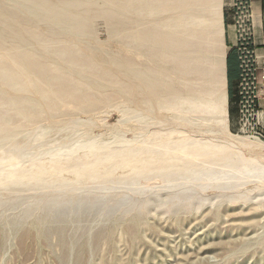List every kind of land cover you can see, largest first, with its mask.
I'll return each instance as SVG.
<instances>
[{
	"label": "rangeland",
	"instance_id": "rangeland-1",
	"mask_svg": "<svg viewBox=\"0 0 264 264\" xmlns=\"http://www.w3.org/2000/svg\"><path fill=\"white\" fill-rule=\"evenodd\" d=\"M179 1L191 7L194 2ZM220 1L227 51L225 10L232 18V1ZM130 3L0 0V73L6 76L0 83V120L6 126L0 130V173L50 167L56 172L81 159L98 160L103 167L127 150L140 147L145 154L161 137L179 135L182 143L188 138L210 141L228 145L227 151L243 152L250 160L257 156L227 141L232 133L264 142V133L254 123L239 121L238 110L237 123H230L228 95L227 128L221 126L216 109L195 107L202 99L215 105L222 89L209 84L205 67L193 59L198 44L204 46L205 41L197 37L193 19L187 18V28L179 33L188 46L176 47L178 55L190 54L193 62L178 80L176 100L164 106L148 102L145 85L140 77L128 75L126 60L132 59L141 77L147 67L159 64L147 56L142 34L169 15L154 10L136 15L129 24ZM180 11L170 15L182 17ZM66 13L83 25L76 22L72 28ZM131 32H138L137 44L130 43ZM70 47L78 51L74 60L81 70L63 64L62 54ZM15 59L22 65L21 73L14 69ZM43 68L50 70L47 75L40 74ZM84 81L91 83L89 88ZM57 86L68 95L45 108L38 87L53 90ZM5 92L21 97L18 109L30 118L21 117L17 106L8 104ZM94 143L99 148L97 156L91 148L81 152L84 144ZM260 161L264 163V157ZM227 169L212 166L200 179L184 171L169 177L164 172L126 177L84 169L78 173L79 180H56L48 186L33 181L9 186L2 181L0 264H264L263 169L249 172L245 165L234 173ZM135 219L137 225L130 230Z\"/></svg>",
	"mask_w": 264,
	"mask_h": 264
},
{
	"label": "bare ground",
	"instance_id": "bare-ground-1",
	"mask_svg": "<svg viewBox=\"0 0 264 264\" xmlns=\"http://www.w3.org/2000/svg\"><path fill=\"white\" fill-rule=\"evenodd\" d=\"M24 1L28 2L29 0H24ZM194 2L192 4L193 6L191 7L189 2H180L179 0H131L130 8L128 10L129 24L134 23L136 15H141L144 13L152 14L154 10L155 11L157 10L160 13H168L169 16L163 20L160 19L161 21L157 23L152 21L154 22V24L151 27L147 28L144 34H142L144 38L147 40L146 42V45L148 48L147 56H150L152 60L159 62V64L154 66L153 68L147 67L148 69H145L142 72L144 74L141 77V74H139V71H137L135 66L133 65L132 59L127 58L126 65H127L128 75L132 76L133 78L134 77L141 78L143 85H145L144 90L146 92V95L148 96V100H149L148 102L151 101L150 103L154 102L158 105L164 106L166 102H170L171 100L175 99L177 92L179 91L181 87L178 80L188 73L193 63L191 57H189L192 55L190 54L189 55H184V54L178 55L177 53L176 47L180 45L183 47L184 45L188 46L186 41L181 37L179 33L181 31L180 29L184 28V25L187 24L188 22L187 18L193 19L194 25L198 26L197 37L205 39L204 46L203 44L201 45L200 43L198 44L197 46L198 52L195 53L196 56L193 59L198 61V65H200V67H205L204 74L205 76L209 77L210 79L209 84L213 86L216 85L222 89V92L220 95L221 97L220 99L218 98V100L215 102V105H212L210 102H206L202 99V101L195 104V107L197 109H203V110L216 109L218 113L217 115H219V122L221 126L223 128H227L228 109H227V93H226V83H225L226 50H225V44L222 38L223 27H222V21L220 19V13H219L221 1L220 0H194ZM194 5H196V7ZM41 7H43V5H41ZM39 9L40 8H38V10ZM173 10H181L180 14L182 17H180V15H178V17H176L175 15L171 16L170 14H172L171 12H173ZM206 14L207 16L209 15V17L202 19L204 17V16L202 17V15H206ZM81 15L83 14L81 13ZM160 15L163 16V14H160ZM66 17H68L67 18L68 23L72 24L71 26L72 28L77 27L76 22H78L81 26L83 25L81 20L76 17H73L67 13H66ZM176 29L179 32H177ZM137 33L138 32H135V33L131 32L129 34L130 43L132 41L137 44V41H139V38H140V36H138ZM68 35L71 36L73 34L68 33ZM136 44L135 46H137ZM77 52L78 51L74 50L73 47H70L69 49H65L62 54V57L65 62V63L63 62V64L68 67L71 66V67H75L77 70H81L82 66L80 65V63L77 62V60H74V57H76ZM129 52L131 53V51ZM138 52L140 53V51ZM14 69L15 71H18L20 73H21V70L23 71L22 65L18 62L17 59H15V62H14ZM41 70L42 71H40V74L42 75H47L48 72L50 71L49 69H45V68ZM77 72H80V71H77ZM2 75L0 73V83L1 81L6 79V76L4 75L2 76ZM17 79H19V77ZM83 84L85 88L87 87L89 88L90 87L89 85H91V83H88L85 81ZM95 84H102V82L95 81ZM0 87H2L1 84H0ZM38 88H39L41 103H43V106L48 109L52 106L55 100L60 101V99L68 95L66 89L62 88L61 86H57L53 90L50 88L49 90H43L41 87H38ZM8 89H12V87H9ZM4 91H6V89H4ZM205 93L206 91L204 90L201 91L200 93L201 97L205 95ZM4 94L5 96H7L6 99H7L8 104L11 105L12 107L17 106V109H18V106L21 103V97H19V95H9L6 92ZM186 101L188 100L186 99ZM38 109H40V107ZM110 109L112 108L110 107ZM19 112H21L20 113L21 117L30 118L29 114L25 113V111L20 109ZM5 128L6 126L0 120V130H3ZM229 135L231 137H229V139L227 140L228 142L237 144L239 149H246L247 151L251 150V151H254V154L256 152L257 154V156H255L256 158L254 157L250 160L248 156H246L245 154H242L243 152L239 153L240 151L238 152L227 151L228 145L227 146L218 145L210 141L201 142L199 140L189 139V138L184 143H182L181 141L183 139L182 137H180L182 135L176 136L177 138H174V139H172L170 136H164V137H161L160 142L157 143V145L154 146V148L152 147L150 149H145L146 155L143 154L142 148L137 147V148H133L132 150H129V151L127 150L123 152V154L120 157L116 158L115 160L109 161L108 165H105L103 167L98 164L99 163L98 160L86 162V160L81 159V160L73 162L71 165H67V167H64V168L62 167L60 169L57 168L58 171L56 172H52L50 170L51 167L50 169L44 168L40 170L28 169V171L24 170L16 174L12 172H6L2 174L1 172L0 182L7 181L9 186H17L20 184L23 185L25 183H28L29 181H33L34 183H38V184L41 183L42 185L48 186L50 182L51 183L52 182L54 183V181L57 182L56 180H66V179L79 180L81 179V177H78V173L84 169L87 171L92 170L94 171L95 174H100V175L120 173L122 174V176H126V177L129 175H135V174L147 175V174L158 173V172H164V175L169 177L179 171H184V172H190L191 175L194 174L195 178H198L201 175L209 172V168L212 166H218V165L228 166L229 169L227 170H230V172L231 171L236 172L235 170L239 169L240 165H245L247 169L249 168V172H251L250 169L255 170V171L263 169L260 171H262L261 173H264V163L260 161V158L264 157V142L256 138H239V137L237 138L233 136L232 133H229ZM86 144H84V147L81 150V152L87 148H91V149H94L92 153H94L95 156L99 154V148L95 149V145H96L95 143L85 146ZM165 150L172 152V154L166 155V153L163 152ZM139 160H145V161L142 162ZM248 161H251L253 163L249 162L251 163L250 165L246 164V162ZM221 172H225V171H221ZM230 172L227 171L228 174H230ZM234 172H231V173H234ZM225 173H223V176L225 175L224 178H227L226 177L227 173L226 174ZM220 177H221V174H220ZM220 181H218V183ZM85 200L87 199L85 198ZM137 222H138L137 219L132 220V224L129 225L128 228L132 230L134 227H136Z\"/></svg>",
	"mask_w": 264,
	"mask_h": 264
},
{
	"label": "built area",
	"instance_id": "built-area-1",
	"mask_svg": "<svg viewBox=\"0 0 264 264\" xmlns=\"http://www.w3.org/2000/svg\"><path fill=\"white\" fill-rule=\"evenodd\" d=\"M232 23L236 36L238 82L236 104L239 121L250 125L256 118L257 100L264 97V66L257 67L251 41L249 0H231Z\"/></svg>",
	"mask_w": 264,
	"mask_h": 264
},
{
	"label": "crops",
	"instance_id": "crops-1",
	"mask_svg": "<svg viewBox=\"0 0 264 264\" xmlns=\"http://www.w3.org/2000/svg\"><path fill=\"white\" fill-rule=\"evenodd\" d=\"M251 13V41L257 67L264 66V0H249ZM230 14L225 10L226 19V59H225V83L226 93L229 98V120L237 123L236 87L238 82V62L236 57V36ZM256 118L253 120L257 129L264 133V97L257 100Z\"/></svg>",
	"mask_w": 264,
	"mask_h": 264
},
{
	"label": "trees",
	"instance_id": "trees-1",
	"mask_svg": "<svg viewBox=\"0 0 264 264\" xmlns=\"http://www.w3.org/2000/svg\"><path fill=\"white\" fill-rule=\"evenodd\" d=\"M229 10H231V11H232V9H229Z\"/></svg>",
	"mask_w": 264,
	"mask_h": 264
},
{
	"label": "water",
	"instance_id": "water-1",
	"mask_svg": "<svg viewBox=\"0 0 264 264\" xmlns=\"http://www.w3.org/2000/svg\"><path fill=\"white\" fill-rule=\"evenodd\" d=\"M226 59V58H225Z\"/></svg>",
	"mask_w": 264,
	"mask_h": 264
}]
</instances>
